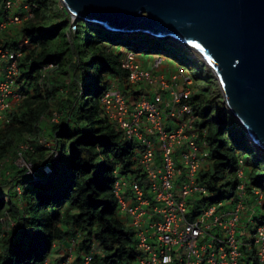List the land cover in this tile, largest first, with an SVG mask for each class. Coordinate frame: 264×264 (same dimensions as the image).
<instances>
[{"label": "trees", "instance_id": "1", "mask_svg": "<svg viewBox=\"0 0 264 264\" xmlns=\"http://www.w3.org/2000/svg\"><path fill=\"white\" fill-rule=\"evenodd\" d=\"M7 1L0 0V19L8 21ZM51 1L24 0L16 15L23 17L28 6L34 19L43 17L42 25L32 19L22 23L21 40L0 39V48L22 53L16 81L22 102L0 126V186L12 188L0 193V264H48L53 254L57 264H86L87 257L89 264H138L137 233L121 218L114 191L119 180L147 181L138 160L144 146L117 130L100 101L113 85L134 102L145 98L144 89L129 84L125 57L164 56L175 43L112 35L82 21L72 31L68 12L63 10L68 21L61 19L57 6H48ZM179 48L182 68L192 66L193 52ZM201 75L193 77L205 79ZM148 91L166 93L154 87ZM189 105L211 148L209 165L199 174L208 193L191 200L194 214L220 204L221 212L228 211L225 207L237 202L241 160L248 196L254 198V189L264 194V161L244 157L248 141L222 101L210 89L195 87ZM55 116L58 121H50ZM44 122L50 128L49 147L42 140ZM28 143L32 150L22 152ZM19 157L32 165V176L12 161ZM257 211L254 219L264 226V202Z\"/></svg>", "mask_w": 264, "mask_h": 264}, {"label": "built area", "instance_id": "2", "mask_svg": "<svg viewBox=\"0 0 264 264\" xmlns=\"http://www.w3.org/2000/svg\"><path fill=\"white\" fill-rule=\"evenodd\" d=\"M23 2L8 0L4 4L8 21L0 19V31L34 19L28 6L23 17L16 15ZM13 10L15 14L10 13ZM21 56L20 52L0 48V126L22 102L16 82ZM139 65L135 54L125 57L123 68L130 73L129 84L145 91L160 89L168 98L160 93L146 94L132 109L124 93L113 85L100 101L104 116L117 130L131 143L137 140L144 146L139 165L147 181H132L128 186L119 180L114 191L120 211L137 233L143 256L139 264H264V227L251 234L244 230L243 239L239 235L243 215L250 212L244 204V185L239 187V202L232 211L221 212L216 207L197 215L192 211L189 199L206 193L199 172L210 158L206 133L196 126L189 105L192 76L186 77L187 71L179 69L165 79L166 71L157 72L162 69V59L156 60L151 70H142ZM57 121L55 116L53 122ZM170 123H176V127ZM179 182L175 187L174 183ZM125 188L129 189L128 195L124 194ZM254 194L260 204L263 196L258 190ZM254 216L252 211L247 225L254 222ZM91 261V257L86 258V264Z\"/></svg>", "mask_w": 264, "mask_h": 264}, {"label": "water", "instance_id": "3", "mask_svg": "<svg viewBox=\"0 0 264 264\" xmlns=\"http://www.w3.org/2000/svg\"><path fill=\"white\" fill-rule=\"evenodd\" d=\"M74 22L194 51L223 108L264 156V0H59Z\"/></svg>", "mask_w": 264, "mask_h": 264}, {"label": "rangeland", "instance_id": "4", "mask_svg": "<svg viewBox=\"0 0 264 264\" xmlns=\"http://www.w3.org/2000/svg\"><path fill=\"white\" fill-rule=\"evenodd\" d=\"M49 3L50 4L48 6H52V7L57 6L56 7L57 8L56 14L58 13L57 15L60 16L61 19H65L66 21H68V17L65 18V14L63 12V10H65V9H64L62 3L59 0H53V1L49 2ZM20 7L18 8L17 11H19ZM1 8L2 7L0 6V10H1ZM15 11L16 10H13L10 13L11 14H15ZM21 13H22V11H21ZM69 19L72 20L71 23H70V28L72 29V31H74L75 30V26L79 22H74L73 19L71 18V16L69 17ZM43 21H44L43 20V17L40 15L39 17H37L36 19H34L33 22L36 25H42ZM22 26H23V24L12 25L10 27H7L8 28L7 30L0 31V39H5V38L16 39L18 37L17 39L18 40H21V37L19 35V30H20V28ZM69 38H71L70 35H69ZM167 42L170 43L171 41H167ZM175 45L172 46V48H171L172 50L170 51V54H164V56L162 55V56H153V57H151L150 55L148 56V55H145V54H136L135 56H136L137 60L139 61L140 65H141V66L139 65V68L142 69V70L148 69V67L150 66V64L153 65L156 60H159V59H161L160 57H162V59L164 60V64L162 66V70H167L169 72L167 74L165 73L166 75H164V78L165 79H168V77H170V74L174 73L175 71H178L180 68L183 67V66H181L182 65L181 63L183 61L181 59V55H182L181 52H182V50L179 47H183V48H185L187 50H190V49H188V48H186L184 46H180L178 44H175ZM191 52H193V51H191ZM143 55H145V57ZM189 59L192 60L191 61L192 62V66H186L185 67L187 69V71H188L185 74L186 77H188L189 75L198 77L200 74H202L200 77H204L205 78V79H203V78H200L199 77L200 79H198V80L197 79H194V77H192V79L190 78L191 79L190 85L193 84L192 89L194 90L195 86L197 88H199L200 90H203V89L208 88V89H210L211 96H215V97H217L218 100L219 99L221 100V94H220L218 85H217V83H216V81H215V79L213 77V73L211 71L207 70V69L205 71H203V68L202 67L205 64L201 65V62L203 63V61L200 59V57L197 54L195 55L194 52L192 53L191 57H189ZM205 67H207V66L205 65ZM48 70L49 71H53V68H49ZM160 71H161V69H158L157 70V72H160ZM160 73H162V71ZM52 74L51 75L54 76L55 78L60 77V79H61L60 73L54 72ZM166 76H168V77H166ZM206 76H207V78H206ZM146 93H150V91H146ZM216 113H217L216 111L213 112V114H216ZM54 119H55V117L54 118H51L50 121H53ZM46 123H48V122H44L43 123L44 125L42 124L43 125L42 128L44 129L43 131H46L45 140L44 139H42V140H43V143H44V141H47V144H44V145L46 147H49L48 144L50 143V141L48 140V134H49V129L50 128L48 127V125ZM169 126L176 127V123H170ZM232 130H236V128L233 126L232 127ZM26 140L30 142V139L29 138H27ZM248 145H249V147H245V151L246 152L243 153L244 154V157L247 158V159H251V160H253L255 162H258V161H261V160L264 161V156H262V158L259 157L255 153L254 149L252 148V146H251V144L249 142H248ZM25 150H30V151L32 150V147H31V145L29 143L27 145H23L21 147V151L22 152H24ZM12 161L15 162L16 165L19 166L22 170L23 169L24 170L27 169L28 170L27 171L28 172L27 174H29L30 176H32V174H33V168H32V165L31 164L27 163L21 157L16 158V159H12ZM208 165H209L208 161L205 162L204 166L207 167ZM204 166H203V168H204ZM181 183L182 182L174 183V186L177 187ZM129 184L131 185V183H129ZM10 191H12V188L11 187H9V186H0V193L1 194L7 195ZM200 198H201V195L195 196L196 201H198L197 199H200ZM191 199L192 198H190L189 200H191ZM230 208L231 207H228L227 208V209H229L228 211L231 210ZM11 225L13 227L14 226V223H11ZM240 231H242L241 227H240ZM249 232H251V230H249ZM74 253H76V251ZM48 264H57L56 254H53L49 258Z\"/></svg>", "mask_w": 264, "mask_h": 264}, {"label": "clouds", "instance_id": "5", "mask_svg": "<svg viewBox=\"0 0 264 264\" xmlns=\"http://www.w3.org/2000/svg\"><path fill=\"white\" fill-rule=\"evenodd\" d=\"M94 28V27H93ZM103 32H106V33H111L112 31H103ZM112 35H114V34H112ZM165 42H167V41H165ZM172 42V41H171ZM24 43V41L22 42V44ZM174 43V42H173ZM176 44V43H175ZM179 45V44H178ZM181 46V45H180ZM186 48H188V47H186ZM189 49V48H188ZM192 51V50H191ZM194 52V51H193ZM195 53V52H194ZM196 54V53H195ZM161 59H162V57H160ZM201 58V57H200ZM163 60V59H162ZM201 60H202V58H201ZM204 63V62H203ZM163 64H164V60H163ZM205 64V63H204ZM206 65V64H205ZM163 66V65H162ZM207 66V65H206ZM162 68V67H161ZM180 69H183V70H186L187 71V69H185V68H180ZM207 69L209 70V71H211L209 68H208V66H207ZM179 71V70H178ZM168 72V71H167ZM166 72V73H167ZM177 71H175L174 73H176ZM188 72V71H187ZM212 72V71H211ZM174 73H172V74H174ZM192 76V75H191ZM193 77V76H192ZM196 87V86H195ZM192 93H193V90H192ZM221 101H222V99H221ZM224 107V106H223ZM225 110V109H224ZM226 111V110H225ZM227 112V111H226ZM228 113V112H227ZM229 115V114H228ZM206 142H207V140H206ZM208 144V143H207ZM208 146H209V144H208ZM209 149L211 150V148H210V146H209ZM210 158H211V151H210ZM210 158H209V160H208V162H210ZM262 158V157H261ZM204 166V165H203ZM239 167H240V169H239V171H238V177H239V179L242 181V183L239 185V187L241 186V185H244L245 186V190H244V204H245V208L247 209H250V212L249 211H245V215H243V219H242V221H241V229H242V234H240L239 233V235H240V237H241V239H243V238H245L244 237V230L247 232V233H249V234H251V233H254L255 231H256V229H258V227H264V226H260V225H258L257 223H256V221H255V219H254V222L253 223H251L250 225H247V218H248V216H250L251 214H252V211H254L255 212V216H254V218L255 217H257V214H258V211H257V208H259L260 206H261V204L264 202V194L260 191V190H258V189H254L253 190V197L254 198H252V197H250V196H248V194H247V190H246V185H247V181H245V182H243V180H245V178H244V176H245V171H244V161L243 160H241L240 162H239ZM203 170V167H202V169H201V171ZM240 173H242V175H243V177L242 178H240ZM199 174H200V172H199ZM132 181H135V180H133L132 179ZM137 182V181H136ZM129 185V184H128ZM203 185V184H202ZM239 187H238V195H237V202H235L234 204H232V206H226L225 208H228V207H231L230 209V211H232L233 209H235L236 208V206L238 205V202H239V198H240V191H239ZM205 189H206V187H205ZM260 191V193H261V195L263 196V200H262V202L260 203V204H258V199H257V197H256V195L254 194V192L255 191ZM207 193H208V191H207V189H206V193L205 194H203V195H201V196H206L207 195ZM197 196V195H196ZM252 198V201H254V203L253 204H251V202H249V200ZM195 199V197H192V199L191 200H194ZM191 200H190V203L192 204V202H191ZM233 202V201H232ZM231 202V203H232ZM233 205H234V207H233ZM192 207H193V204H192ZM211 207H216V208H218V210H220L221 211V208H223L224 207V204H220V205H217V206H211ZM206 209V208H205ZM192 211H193V209H192ZM229 211V212H230ZM123 221L125 222V223H127L129 226H130V224L128 223V220L125 218V220L123 219ZM131 227V226H130ZM247 227V228H246ZM239 230H240V228H239ZM238 230V231H239ZM249 230H251V232H249ZM244 241L246 242V240L244 239ZM248 252L249 251H246L245 252V256H246V261H248ZM140 255H141V253H140ZM250 256V255H249ZM141 259V258H140ZM140 259H139V261H140ZM139 264V263H138Z\"/></svg>", "mask_w": 264, "mask_h": 264}, {"label": "crops", "instance_id": "6", "mask_svg": "<svg viewBox=\"0 0 264 264\" xmlns=\"http://www.w3.org/2000/svg\"><path fill=\"white\" fill-rule=\"evenodd\" d=\"M1 6V5H0ZM0 16H1V14H0ZM12 25H14V24H11L10 26H12ZM10 26H8V27H10ZM8 29V28H7ZM6 29V30H7ZM146 66V65H145ZM148 67V66H147ZM153 68V65L152 64H150V66L148 67V70H151ZM162 70V69H161ZM169 73V72H168ZM156 74H158L157 72H156ZM167 74V73H166ZM172 74H170V76H171ZM116 86V85H115ZM117 87V86H116ZM120 91H121V88H119V87H117ZM148 91V90H147ZM146 94H149V93H146ZM126 96V95H125ZM164 98H168L167 97V95H165L164 96ZM126 99H127V104H128V106L130 107V108H134V106H136V104L138 103L137 101L136 102H134V100L133 99H128V97L126 96ZM152 99V98H151ZM138 160H139V157H138ZM133 180H135V179H133ZM125 183H127V184H129V183H131L132 182V179H130V180H123ZM128 186H130V185H128ZM124 194L125 195H128L129 194V189L128 188H125V190H124ZM195 200V199H194ZM196 201V200H195ZM249 202H251V203H253L254 201H252V198L249 200ZM120 215H121V218L122 219H124L125 220V218H126V216H125V214L124 213H122L121 211H120ZM239 233L240 234H242V231H240L239 230ZM143 256L141 255V257L140 258H142ZM58 258V256H56V259Z\"/></svg>", "mask_w": 264, "mask_h": 264}]
</instances>
